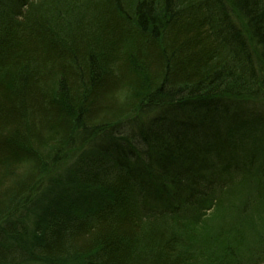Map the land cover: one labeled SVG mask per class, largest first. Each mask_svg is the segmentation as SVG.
<instances>
[{"label":"trees","instance_id":"obj_1","mask_svg":"<svg viewBox=\"0 0 264 264\" xmlns=\"http://www.w3.org/2000/svg\"><path fill=\"white\" fill-rule=\"evenodd\" d=\"M0 264H264V0H0Z\"/></svg>","mask_w":264,"mask_h":264}]
</instances>
